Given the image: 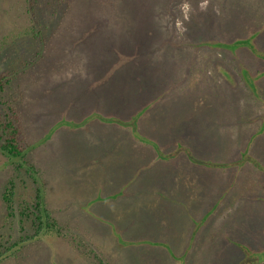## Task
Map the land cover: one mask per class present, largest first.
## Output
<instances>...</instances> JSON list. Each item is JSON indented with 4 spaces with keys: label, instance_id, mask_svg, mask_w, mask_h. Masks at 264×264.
Instances as JSON below:
<instances>
[{
    "label": "rangeland",
    "instance_id": "obj_1",
    "mask_svg": "<svg viewBox=\"0 0 264 264\" xmlns=\"http://www.w3.org/2000/svg\"><path fill=\"white\" fill-rule=\"evenodd\" d=\"M24 3L0 0V70L7 50L29 55ZM57 13L18 83L59 231L36 235L19 215L34 184L0 153V264H264V0H70Z\"/></svg>",
    "mask_w": 264,
    "mask_h": 264
},
{
    "label": "trees",
    "instance_id": "obj_2",
    "mask_svg": "<svg viewBox=\"0 0 264 264\" xmlns=\"http://www.w3.org/2000/svg\"><path fill=\"white\" fill-rule=\"evenodd\" d=\"M54 4V5H53ZM25 12L28 16V31L24 35H30L29 46L26 47V52H29L28 56L19 54L11 57L17 53V51L7 50L12 54L8 58L3 70H0V153L9 158L17 159V163L14 164L15 169L18 172L20 170L31 179L34 184V198L29 202H23L20 206L19 215L24 219H30L32 225L35 227V234L38 235L39 231L47 229L48 231H59L58 224L50 216L46 210L43 202V186L39 177V171L35 168L34 164L29 159L30 148L32 144L29 143L26 128L23 125L21 105L23 100V93L18 83L22 72L32 70L27 64L28 60H34L38 62L41 56V50L49 38L48 26L45 22V15L49 13V18L54 17L53 24L59 25L63 16L56 14L57 8L63 7V5H70V0H25L24 3ZM57 17V18H56ZM55 31V29H54ZM253 34L249 36L244 42L250 47H253ZM20 41V40H19ZM23 41V40H22ZM17 44V43H16ZM8 46H13L12 44ZM216 47H224V44H215ZM16 49L15 46L12 47ZM234 50V47L231 46ZM256 55H260L255 49H252ZM23 55V56H22ZM7 56V55H6ZM18 59H17V58ZM22 57V59H21ZM9 67V68H8ZM249 79L246 76V80ZM17 80V83H15ZM256 81V77L248 80V85L254 93L256 88L253 86ZM13 181H8L6 191L3 193V200L6 203V207L12 210V195H14ZM11 214V212H9ZM9 248L0 247V261L4 257L6 251Z\"/></svg>",
    "mask_w": 264,
    "mask_h": 264
}]
</instances>
